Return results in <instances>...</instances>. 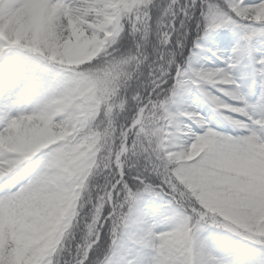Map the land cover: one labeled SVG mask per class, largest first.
<instances>
[{"label": "snow or ice", "instance_id": "obj_1", "mask_svg": "<svg viewBox=\"0 0 264 264\" xmlns=\"http://www.w3.org/2000/svg\"><path fill=\"white\" fill-rule=\"evenodd\" d=\"M0 264H264V0H0Z\"/></svg>", "mask_w": 264, "mask_h": 264}, {"label": "bare ground", "instance_id": "obj_2", "mask_svg": "<svg viewBox=\"0 0 264 264\" xmlns=\"http://www.w3.org/2000/svg\"><path fill=\"white\" fill-rule=\"evenodd\" d=\"M235 45H236V42L234 43L233 47H231V50L230 51H227L229 54H231L232 48H234ZM200 62L203 63L205 66H211V64L212 63H215L216 60H215L214 57H211L210 55H207L206 54L205 58H202V61H200ZM189 101L191 103H194L196 105V107L201 110V112H203V113L205 112V108L204 107L207 106V105L203 104L198 99H196V96H194V95L189 96ZM211 115H212V113H211ZM216 122L222 124V122L218 121V119H217ZM223 128L224 129H227V126H223ZM223 128H222V130H223ZM249 251H252L250 254L249 253L247 254V256H248L249 259L250 258H257L258 257V253L257 252H254L253 249H250Z\"/></svg>", "mask_w": 264, "mask_h": 264}, {"label": "rangeland", "instance_id": "obj_3", "mask_svg": "<svg viewBox=\"0 0 264 264\" xmlns=\"http://www.w3.org/2000/svg\"><path fill=\"white\" fill-rule=\"evenodd\" d=\"M218 35H220V33H216V34H214L213 36H211V37H209L208 38V40H206L205 42H204V45H205V47H216L217 45H216V43H215V37L216 36H218ZM231 35V34H230ZM236 42V37L235 36H233V42H232V46L231 47H233V45H234V43ZM231 47H228L227 49H225V48H219L218 50L219 51H230L231 50ZM228 53V52H227ZM205 56H206V54H205ZM201 61H202V59H201ZM217 65L219 64V62L218 61H216L215 62ZM194 96H195V94H193ZM205 108V112L203 113L202 112V114H206V115H211V110L208 108V106H205L204 107ZM218 130H222V129H218ZM223 130H227V129H224L223 128ZM160 208V205H159V203L157 202V203H154L152 206H151V209H150V211H152V212H155L157 209H159ZM253 251L254 252H257L255 249H253ZM252 251H248V253L250 254ZM247 253V254H248ZM250 259H253V258H250Z\"/></svg>", "mask_w": 264, "mask_h": 264}]
</instances>
